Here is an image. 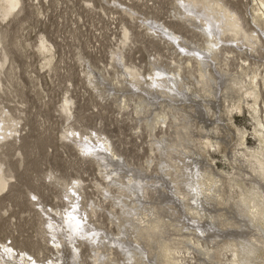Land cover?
Listing matches in <instances>:
<instances>
[{
    "label": "rangeland",
    "instance_id": "1",
    "mask_svg": "<svg viewBox=\"0 0 264 264\" xmlns=\"http://www.w3.org/2000/svg\"><path fill=\"white\" fill-rule=\"evenodd\" d=\"M19 1L16 10L9 16L4 17L0 11V62L2 64L0 67V128L12 130V134L8 130L6 132L8 138L0 142V164L7 179L6 190L0 194V251L5 254L8 251L4 248L6 246L12 249L18 261L24 257L29 263L33 261L32 264H52V262L101 264L102 261L103 264H159L158 257L153 255V252L157 254L155 252L157 248L153 246V243L150 244V249L155 248V251L145 250L146 247L142 246L145 241L135 239L136 233L132 227L127 226L124 229L112 221L114 216L120 221H129L130 218L124 212L139 211L141 204L143 208L149 205L155 206L157 217L170 223L175 222L178 232L175 233L168 222L166 228L168 226L170 228L166 229L167 234L164 233V236L171 241L174 237L172 235L180 237L179 230H183L181 226L184 223V232L189 230L196 232L192 238L195 237L197 245H202L204 249L210 247L211 254L205 257L186 240L172 242V249L175 248L174 256L178 259L177 264H236V241H243L256 231L252 226L249 227L236 211L230 210L234 208L232 201L239 202L243 192L231 183L234 182L233 177H224L226 180L224 179L222 193L226 203L204 204L212 206L208 209L215 217L214 220L200 223L209 229L207 232L210 233L211 239L208 240L189 221L191 215H187L182 205L177 201L172 204L168 201L163 203L167 196L171 195L170 192L167 193L166 198L158 200L155 190L147 186L140 202L135 197H131L130 204L128 195L121 197L119 188L114 186V183H109L103 168L104 163H100L103 161L96 158V154L93 157L90 151L84 152L81 146H92L97 149L96 151L107 152L109 162L115 165L111 166L113 168L110 171L115 167L123 169L124 184L127 175L133 174L142 178L144 184H156V180L163 177L161 167L164 158L159 146L161 148L165 146L162 142L164 139L166 142L176 141L178 137L174 136V131L170 128L172 123L168 124L169 120L163 123L154 118L155 110L161 113L162 109L166 110V108L156 105L151 110L152 105L147 106L143 100L142 102L138 100L137 94L141 90L133 86L137 82L131 74L137 73L142 79L140 81L145 82L144 84L146 80L149 81L147 86L149 87L152 84L151 78H157L158 70L163 72L165 70V73L172 75L176 71L184 84L191 83L192 90L195 86L196 90H200L195 83L193 84L195 81L192 77L198 74L199 65L196 61L190 64L183 50L187 47L192 50L194 47L204 48L208 42L198 25L183 18L185 13L183 7L190 2H199L201 5L205 1L219 2L237 14L244 28L251 31L256 29L249 10L253 6V0ZM165 33H170L171 37L177 41L172 40ZM261 36L264 40V36ZM221 39L223 41H220L219 49L225 50L218 54L214 68L237 74L241 73L243 65L250 63L249 67L253 69L250 70L247 65L249 70L246 69V73L252 74L250 72L259 69V61L264 62V43H257L254 51L250 49L251 47L244 46L249 48L246 54V48L242 46L244 51L241 52L234 42H230L233 39L232 36H222ZM227 50L231 52L228 53ZM193 54L196 53L189 55ZM260 70L264 72V66ZM144 84H142L143 88L146 89ZM263 96L264 85L258 96V103L263 108L257 116L250 109L251 106L244 104L240 111L236 109V106L234 107L230 99H227V103L216 100L215 103H219L218 106L215 104L216 109L219 110L213 109V112L218 114L213 118L214 121L210 120L213 117L212 114H209L210 117L207 118L206 114L201 112L206 116L203 122L210 125L207 127L210 132L207 129L203 130L200 118L195 117L197 116L195 112L194 114L190 112L194 116L191 115L192 131L189 130L191 137L184 138L186 132L183 131L182 137L177 140L180 143L178 150L183 154L180 156V153H177L175 156L184 161L179 160L182 168L189 156L203 163L204 168L211 169V173L223 172L227 173V176L236 175L237 170L234 168L238 166L237 162L233 166L231 164L233 161L230 163L231 160H229L232 158L233 151L241 156L244 152L250 154V150L260 148V139L256 131L264 132L258 123V120L264 122ZM146 98L150 97L146 96ZM160 99L164 100L163 97ZM248 100L251 105H254L253 98ZM230 105L235 109L230 108ZM227 107L232 110V114L230 111L226 113L231 122H228L227 116L228 129L219 133L220 131L215 130L219 123L216 119L220 118L221 112L227 110ZM145 109L150 111L147 112ZM169 113L172 117L173 113ZM3 120L7 121V124L3 125ZM172 121L171 119L170 122ZM210 128L214 130L213 135L222 138L218 139L222 152L218 147H205V144H202L205 142L203 138L214 137L211 135ZM241 133H245L244 144L240 137ZM202 135H204L203 138ZM104 143H107L109 150H106ZM224 143L228 145L231 143L232 147L229 150L226 148L223 150ZM187 150L200 153L204 157L203 160L196 155L191 156L193 153L188 155L185 152ZM255 180L258 181V178ZM245 183L252 186L251 181L247 179ZM73 188H76L78 193L74 194L76 200H79L78 209H74L75 205L71 204L66 195L68 193L72 195ZM106 188L110 189V192H106ZM120 203L123 204L120 206ZM227 203L229 204L224 205ZM171 207L176 211V215ZM44 209L53 214L44 213ZM57 212L62 213L64 218L66 212L67 214L68 212L77 213L79 220L76 218L74 220L80 225H82L80 220L84 221L87 228L83 226V230L76 229L70 232V228L64 223V218L57 217L55 214ZM224 214L228 222L221 216ZM233 215L234 219L228 218ZM48 220L64 226L66 229L64 234L62 231L63 235L60 233L62 236L57 234L58 231L52 234ZM243 220L246 228L238 229ZM134 225L138 226L137 223ZM205 228L203 227L204 230ZM91 229L93 232L90 231ZM80 231H84V235H81L83 237L79 236ZM213 234L216 235L213 237ZM94 235L96 242L93 240ZM58 236L62 237L61 240L64 239L65 243H61ZM98 236L105 238L102 240L104 243ZM58 239L60 242L57 244ZM118 239L128 246L143 247L144 255L142 256V252L140 259L138 258L139 263L127 261L128 258L124 256L123 249L116 244V241H120ZM95 244L101 248L105 247L100 250L99 246L94 247ZM72 247H76V250ZM76 251L78 254H75ZM97 251L103 254L100 256L101 261L98 262L95 261V255L98 256ZM102 257L106 259L103 260ZM18 261L19 264L20 261Z\"/></svg>",
    "mask_w": 264,
    "mask_h": 264
},
{
    "label": "bare ground",
    "instance_id": "2",
    "mask_svg": "<svg viewBox=\"0 0 264 264\" xmlns=\"http://www.w3.org/2000/svg\"><path fill=\"white\" fill-rule=\"evenodd\" d=\"M19 3H20L19 0H0V11L4 17H7L10 14H12L14 12V10H16V7L19 5ZM252 3H253V6H251V8L249 10L251 12L252 21L254 22L256 29H253L251 31L248 30L249 32L244 28L240 17H238L237 14H235L234 12H232L230 8L228 9L227 6L219 4V2L216 3V2L205 1L204 4H202V5L199 2H190L186 6L183 7L185 10V13H183V18L186 21H188V22H190L196 26L198 25V28L202 32H204L205 38L208 42V45L204 48L198 47V49H197L193 46L195 48V49L193 48V50L190 47H187L186 48L187 50L186 49L183 50L184 53L187 54L190 64L192 61L193 62L196 61L197 65H199L198 70H197V73L199 75L196 73L198 76L194 75L192 77H194V81H195V82H193V84L195 83L198 86V88H200V90L197 89L198 90L197 91L196 86L194 87L195 89L192 90L191 83L187 84V82H186L184 84L182 82V80H180L182 78L179 79L180 74H178V72H176V71L172 75L171 73L167 74L168 72L165 73V70H164V72L161 70H158V72H156V70H155L157 78H154V77L151 78L152 84H151V86L149 85V87H147L149 84V81L146 80V84H144L145 82L143 83L142 81H140L142 79H140V76H138L137 73L131 74L132 78L137 82V83L133 84V86L135 88H138L141 90V91H138L139 93L137 94L138 100H140L141 102L143 100L147 104V106L152 105L150 107L151 110H152V107L154 108V107H156V105H159L161 107L166 108V110L162 109L163 112H161V113H159L155 110V115H154L155 117L154 118L163 121V123H165L166 120H169L168 124L172 123V127H170V128H171V130L174 131V134H175L174 136L178 137V139L182 137L181 135H183V133H181V132H183V131L186 132L184 134V138L187 136L189 138L191 137L189 130L192 131L191 130V120H192L191 115L194 114V112H195V114H197V116H195V117H197L198 119L200 118L202 124L204 125V126L202 125L203 130L207 129V127H210V125L208 124L209 125L208 126L206 124V122H203V120L206 116L208 118L209 114L213 115V117L210 119L211 121L213 120V118L215 116H218L217 112H213V109H214V111L219 110V109H216L218 104H219V103L218 104L215 103V102H217L216 100L222 101V103L223 102L225 103L226 101H228L227 99H230L234 103V107L236 106V109H239V110L242 109V106L244 104L251 106L250 109L254 111V114L256 116L258 115L259 111L260 112L262 111L263 107L258 103V96L261 93L262 86L264 85V72L260 70V68L264 66V62L261 63L259 61V65H258L259 69H255L253 72H250L252 74L246 73L247 72L246 69H248L247 65L249 67L251 65L250 63L247 65H243L241 67V73H237V74H232L230 72H225L224 70H219L218 68H214V64L218 60V54L220 52L222 53L225 50L223 48L219 49L220 41H223L221 39L222 36H226V35L232 36L233 39L230 42H234L236 44L237 48L239 49V51H241V52L244 51V50H242L243 49L242 46L243 47L244 46L251 47L250 49L256 50L255 46L257 45V43H259V44L264 43V40L262 39V36H261V35L264 36V0H253ZM166 35L170 36V37L172 36V35H170V33H167ZM172 40H175L174 37L172 38ZM175 41H177V40H175ZM230 44H232V43H230ZM180 47L183 48V46H180ZM246 47H244V48H246ZM248 50H249V48L248 49L246 48V54H247V52H249ZM193 52H195L196 54L189 55L190 53H193ZM227 52L230 53L231 51L227 50ZM206 54H208V55H206ZM229 58H230V56L228 57V59ZM245 61L247 62V60H245ZM245 61H244V64L246 63ZM1 66H2V64L0 62V67ZM216 66H217V64L215 65V67ZM156 68L158 69V67H156ZM252 69L250 68V70H252ZM169 75H171L172 77ZM181 82H182V85H181ZM142 84H144V86L146 85L147 88L144 89ZM217 85H220V86H217ZM218 94H219V96H218ZM144 95H146L147 97L149 96L150 98H146V96H144ZM162 97L164 98V100L160 99ZM249 98H253L254 105L250 104V102L248 100ZM151 100H154V101H151ZM215 104H217V106ZM219 107H221V106H219ZM228 107H227V110L225 109V111L223 110V112H221L222 114L220 115V118L218 117L216 119L219 123L216 121L218 123V126H217L218 128L215 130L220 131L219 133H221L223 131H227L226 128L228 127V122H231L230 117L226 113L228 111H230V113L232 114V112H231L232 110L230 108H234V107H232V106L230 108H228ZM155 109H157V108H155ZM145 110H147V109H145ZM148 110H147V112H148ZM168 111L173 113L172 117L170 116V113ZM240 111H242V110H240ZM190 112L192 114H190ZM201 112H204L206 114V116L202 115ZM219 114H220V112H219ZM227 116L229 117V120H228V118H226ZM170 118L173 120L172 122H170V120H171ZM227 120H228V122H227ZM194 123H193V125H194ZM258 123H259V126L264 129V122L258 120ZM5 124H7V121L3 120V125H5ZM229 124H231V123H229ZM212 129L213 128H210L211 135L214 137L213 138H210V137L203 138L204 135H202L203 140H205V142H203L202 144L203 145L205 144V147H208V146L218 147V148H220V152H222L220 142L218 140L221 137L218 138V136L213 135L214 130L212 131ZM8 130L11 131V134H12L11 129H9V128L6 129L5 127L0 128V142L2 139L8 138L7 134H6V132ZM207 131L210 132L208 129H207ZM256 132H257L259 139H260V148L258 147L259 149L250 150V154H246L244 152L241 156L236 155L237 153L233 151L232 158L229 159V160H231L230 163L233 161L231 163L232 165L234 163L236 164V162L238 165V166H235V168H234L237 170L236 175H234V176H227V173H223V172L221 174L211 173V171H210L211 169L208 170V169L204 168L203 163H201L197 160L191 159L193 157H189V156L186 159L187 163L185 164L184 168H182L181 164L179 163L180 159L179 158L177 159L175 156V155H177V153L178 154L180 153V156L183 154L181 151L178 150V147H180V145H179L180 143H179V141H177L178 139L176 138L177 139L176 141L171 140L168 142H166L165 139L163 141L161 140L163 143H165V146H162V148L159 146L160 153L163 156L162 158H164L163 163H162V167H161V174L163 175V177L161 176L162 178H159L158 180H156L157 181L156 184H144L145 182L142 178L135 176L132 173L133 175H127V180H126L125 184H128V185L125 186V184L123 183V181H124L123 180V174H122L123 169H121V168L119 169V168L115 167V169H112L110 171V169L113 168L111 166H115V165H114V163L109 162V158H107V152H103L101 150L96 151L97 149L92 147V146L84 147L82 145L81 148L84 150V152L90 151V153H91V155H93V157L96 154V158L98 157L101 159L100 161H103L100 163H104L103 168L105 169V172L107 173L106 177H107L109 183H112V184L114 183V186L119 188V190L121 192V195H120L121 197H126L128 195L129 199L131 200L130 204L132 203L131 197H135L137 199V201L140 202L141 196H142V194H143V192L147 186H151V188H153L155 190L156 194L158 195V198H157L158 200H160V198H162V199L166 198L167 193L170 192L171 195H168L167 196L168 198L166 200H164L163 203L168 201V202H171V204H172V203H174V201H177L180 205H182L181 207L184 208V211L186 209L187 215H191L189 221L192 222L193 226L197 227L198 231L201 232L202 236H204L208 240L211 239L210 233L207 232V230H209V229H206L205 228L206 226L202 225L203 223L202 224H200V223L202 221L205 222V221L211 220V219L214 220L215 217L211 213L210 209H208V207H212V206H207V205L210 203L213 204L214 202L215 203L218 202L217 204H219V202H221V203L225 202L226 203V200L224 199V196L222 193V187L224 186V184H225L224 181L226 180L224 177H226V178L227 177H233L234 182H231V183L235 184L243 192L240 196V201L238 200L239 202L234 203L232 201V205H234V208H232V209L230 208V210H232V211L234 210L233 212L236 211L238 213V215L246 221V223L249 225V227L252 226V228L255 229L254 231H256V233H253L252 236H250V237L248 236L249 238L243 237V238H245L243 241L242 240L236 241V243H235V245L237 246V248H236L237 251H236V255H235L236 260H237L236 264H264V187H262V186H264V132H261V130H258ZM205 134L207 135V133H205ZM240 137H241V140L243 142L242 144H244V142L246 140L245 139V133H241ZM190 140L192 141L193 138ZM230 144L228 145V144L224 143V146H223L224 148L222 147L223 150H225V148L227 150H229L230 147H232V146H230ZM104 147L107 150L109 146L107 145V143H104ZM105 148H104V150H105ZM179 149H181V148H179ZM214 150L216 151V149H214ZM185 152L188 155L193 153L190 150H187ZM223 153H224V151H223ZM194 155H196V157L198 156L202 160L204 158L200 153L199 154L193 153V155H191V156H194ZM112 160H114V159H112ZM180 161H182V160H180ZM182 162H184V161H182ZM252 164H254V165H252ZM240 166H242V168ZM249 166H250V169H248ZM106 170H109L110 172H108ZM111 172H113V173H111ZM251 174L252 175L254 174L258 178V181L255 180L257 178L254 177V175L252 176ZM253 177L255 179H253ZM168 179H169V181H168ZM246 179L251 181L252 186H249L248 184L245 183ZM148 182H151V181H148ZM248 183H250V182H248ZM182 186H183V188H182ZM6 187H7V179H6L4 172L2 170V164H0V194H2L4 190H6L5 189ZM109 190L110 189L106 188V192H110ZM75 193H77L76 188L74 189L73 194L71 193L72 195H70L69 193L66 195L70 199V201L72 202L71 204L75 205L74 209H78L77 207H78V203H79L78 201L79 200H76V198L74 197ZM165 193H166V195H165ZM191 203H193V205ZM122 204L123 203H120L119 205L121 206ZM171 204H169V206ZM204 204H207V205H204ZM228 204L229 203L224 204V205H228ZM125 207L126 208L128 207L127 204H125ZM165 207H167V206H165ZM171 209H172V207H171ZM138 210L139 211L132 210L133 211L132 213H130L129 211L124 212V214L128 215V218H130L129 221H120V219L115 217V216L112 217L113 218L112 221H114L116 225L123 227L124 229L127 226L132 227L136 233L135 239H137V241H138V239H142L145 241L144 245L142 243H140V244H142V246L146 247L145 250L150 252L152 250V249H150V247H151L150 244L153 243V246L154 247L156 246V248H157V251H155V248H154V250H152V251H155L157 253L155 255L153 252V255L158 257L157 261L159 260V264H177L178 259L174 256L175 248H174V250L172 249L173 248L172 242H174V241L181 242L179 240L188 241L189 244H191V246L195 248V250L200 252V254L204 255L205 257L210 256V254H211L210 247H207V249H204V247L202 245H197V243L195 241L196 240L195 237L192 238V236L196 235V232L190 231V230L187 231L188 233L184 232V229H185L184 223L181 226V228L183 230H179L180 231V237L178 235H177L178 237L176 235H172L174 237L171 241L168 237L164 236V233H165L166 229H169L170 227L173 229V231L175 233L178 232L177 226L174 225L175 222L170 223L168 221L169 222L168 223L166 220H163V218L157 217L156 212H155V206L149 205V206H146V208H143L142 205L140 204ZM172 210H174V209H172ZM43 211H44V213L46 212L48 215L51 213V212L49 213L48 211H45V209ZM130 211H131V209H130ZM175 213H176V211L174 210V214ZM226 213H228V211ZM51 214H53V213H51ZM55 214H57V217L62 216L61 215L62 213L57 212ZM55 214H54V216H55ZM229 214H230V212H229ZM229 214H227V215H229ZM230 215H232V214H230ZM64 216H65V218L62 216L64 218V223H66V225H68L67 227L70 228L69 229L70 232H74L76 229L83 230L82 227L83 226L86 227L85 226L86 224L84 225V221L80 220L82 223V225H80L74 220V218H76V219L79 218V217H77L78 216L77 213L68 212V214H67V212H66V214H64ZM221 216L224 217L225 214L221 215ZM229 216H228L229 219H232V218L234 219V215L231 217H229ZM133 217L135 219H133ZM166 217H168V215H166ZM172 217L173 216H171V218ZM224 218L227 222L229 221V220H227V216ZM49 219H51V218H49ZM197 220L199 222H197ZM244 220H243V223L241 221V225L238 227V229H245L246 228L245 227L246 225H244V222H245ZM48 221L50 222V220H48ZM135 223H137L138 226H135L134 225ZM167 223L170 226V227L168 226V228H166ZM50 224L51 225H49V223H48V225L50 226V230H51L52 234H56L57 231L59 232V233H57V234H59V236H62L64 234V232H65L64 226L57 225V224H54L52 222H50ZM189 225H190V223H189ZM203 227L205 228V230L203 229ZM201 229H203V230H201ZM61 231L63 232V234ZM90 231H92V229ZM193 232H195V233H193ZM60 233L62 235H60ZM126 233H128V231ZM75 234H77V233H75ZM82 234L84 235V231H82L79 236H81ZM165 234H167V233H165ZM215 235L216 234H213L212 236L214 237ZM81 237H83V236H81ZM94 237H95V235L93 236V238ZM61 238H60V240H61ZM95 238L93 239L94 242H96ZM98 238H100V237L98 236ZM56 239H57V237H56ZM91 239H89V240L91 241ZM100 239L102 241L105 238L103 239L101 237ZM112 239H113V237H112ZM216 239H219V238H216ZM216 239H214V241ZM63 240H61V243L62 242L65 243ZM67 240L69 241V239H67ZM113 240H115V238ZM118 240H120V241H116V244L123 249L124 254H125L124 256H126L128 258V259L126 258L127 261L129 260V262H131V263H132V261H134V262L136 261L139 263L140 262L139 257L143 252V249H142L143 247L137 248V247H133L131 245L128 246V244L123 243L121 241V239H118ZM57 241L56 242L58 244L60 241H59V239ZM71 241H72V243H74L73 240H71ZM146 241H147V243H146ZM216 241H218V240H216ZM197 242L199 243V240ZM102 243H104V241H102ZM101 245H104V244H101ZM139 245H137V246H139ZM95 246L98 247L99 245L97 246V244H95L94 247ZM103 247H105V246H103ZM148 247H149V250H148ZM4 248L8 251H6L5 254L0 251V264H18L17 263L18 258H17V256L14 255V253L12 252V249L6 248V246ZM100 248L101 247L99 246V249ZM111 248H113V247H111ZM121 248H119V249L121 250ZM73 249L76 250V247ZM61 251H62V249L60 250V252ZM98 251H97L98 256H97V254L95 255L96 256L95 257L96 262L101 261L100 256L103 255V254L102 255L99 254ZM101 252L103 253V251H101ZM75 254H78L77 251ZM143 255H144V252H143L142 256ZM76 258H77V256H76ZM148 258H149V256L147 257V259ZM105 259L106 258H103V260H105ZM144 259H145V257H144ZM19 261H20V259H19ZM60 261H62V259ZM32 262H30V263L32 264ZM30 263L27 260V258H24V257L19 262V264H30ZM52 264H57V262L56 263L52 262ZM101 264H103V261Z\"/></svg>",
    "mask_w": 264,
    "mask_h": 264
}]
</instances>
